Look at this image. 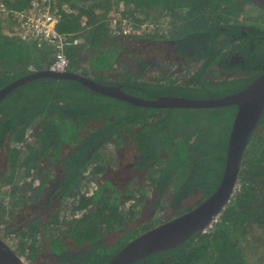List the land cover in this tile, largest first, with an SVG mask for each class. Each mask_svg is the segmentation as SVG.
Here are the masks:
<instances>
[{
    "label": "trees",
    "instance_id": "16d2710c",
    "mask_svg": "<svg viewBox=\"0 0 264 264\" xmlns=\"http://www.w3.org/2000/svg\"><path fill=\"white\" fill-rule=\"evenodd\" d=\"M4 1L9 9L23 10L34 0ZM57 1L59 30L83 39L79 45L66 47L71 60L69 70L119 85L135 96L219 98L246 88L264 72V52L256 45L264 30L252 25L257 33L243 32L244 22L239 20L247 14L243 4L251 6L246 0ZM65 4L70 11L63 8ZM120 4L133 5L131 11L117 16L120 20L134 18L135 25L146 22L136 17L138 14H145L146 19L156 16L159 31L142 36L150 40L163 39L162 28L185 27L184 33L175 37L180 57L186 61L182 70H158L148 77L149 70H156L159 64L142 61L139 54L128 55L132 62L120 56L127 36L115 34L109 26L110 13ZM256 7L250 9L260 10ZM188 15L198 23L184 20ZM2 23L0 20V27ZM90 50L93 55L87 58L86 51ZM53 56L50 46L39 48L0 31V90L33 72L48 69ZM133 62L137 70L129 66ZM237 110V105L158 109L99 93L74 79L44 76L26 81L0 101V147L5 149L7 160L5 169L0 168V192L10 202L7 205L0 201L1 237L6 233L14 250L30 263H34L42 245L38 237L44 236L64 264H107L136 235L127 233L109 246L105 232L121 229L132 221L138 215L137 207L153 189L154 209L161 213L170 208L173 215L169 219L191 210L215 191L223 177ZM125 142L134 144L135 167L147 169V182L139 187L136 202L128 208L103 192L101 185L91 195L84 191L105 171L107 146L120 147ZM68 148L71 150L65 153ZM36 180L38 185L33 184ZM51 182L53 190L64 195L67 209H56L45 220L34 219L29 227L15 231L13 225H21L22 210L29 204L39 205ZM239 183L240 190L211 232H197L183 243L134 264H264V114L245 151ZM166 191L170 199H163ZM195 193L200 196L198 202L185 203ZM78 212L82 215L75 217ZM70 216H74L75 223L70 222ZM158 219L142 231L165 222ZM259 229L263 230L257 234ZM68 234L79 244L85 240L87 247L67 253L62 237Z\"/></svg>",
    "mask_w": 264,
    "mask_h": 264
},
{
    "label": "water",
    "instance_id": "95a60500",
    "mask_svg": "<svg viewBox=\"0 0 264 264\" xmlns=\"http://www.w3.org/2000/svg\"><path fill=\"white\" fill-rule=\"evenodd\" d=\"M264 10V0H246ZM50 76L80 81L89 88L128 101L134 105L154 108H214L237 105L238 110L228 142L226 164L222 180L213 193L196 207L160 223L128 241L107 264H134L150 254L175 247L211 222L231 202L239 182L242 160L249 141L264 114V73L246 88L219 98H187L163 95L156 99L141 98L130 94L119 85L105 84L74 71L53 72L49 69L33 72L0 90V101L19 85L31 79ZM0 264H27L11 244L0 236Z\"/></svg>",
    "mask_w": 264,
    "mask_h": 264
},
{
    "label": "rangeland",
    "instance_id": "374dc122",
    "mask_svg": "<svg viewBox=\"0 0 264 264\" xmlns=\"http://www.w3.org/2000/svg\"><path fill=\"white\" fill-rule=\"evenodd\" d=\"M198 1V0H197ZM224 1L227 3L228 0H220V2ZM232 1V0H231ZM233 2H237L236 0H233ZM247 3V2H246ZM106 4H104L103 7H107ZM244 7L246 6L247 14H244V16H241L239 20H242L244 23V28H253L252 25L257 26L264 30V10H251L250 6L247 4H243ZM229 7V6H228ZM257 8V7H256ZM133 5L131 4H126L124 6L123 4H120L118 8L115 10V12H111L109 16V26L111 28L112 22L119 16L120 13L123 15V12H126L127 10H132ZM156 9V8H155ZM259 9V8H257ZM158 10V9H157ZM70 11V9H69ZM154 10L152 14L154 15ZM120 12V13H119ZM158 12V11H157ZM156 12V13H157ZM155 13V14H156ZM226 13V11H225ZM191 14V13H189ZM227 14V13H226ZM140 16L141 19H145L146 22L144 24L135 25L136 20L134 18H124L128 23H131L132 25H135V28H139L141 30V35H123L127 36L125 39H123V42H125L126 46L123 48V50L120 53V56L123 55V58H127L130 53L133 54H139L142 56V61L149 60L150 62L153 63V65H158V68L156 70H149V74L147 73L148 77H151L153 75H156L158 73V70H164L168 69L171 72H176L178 70H182L183 64L186 62H181L177 61L175 58L174 53H171L172 47L164 44L162 41L163 40H175V37L177 35L183 34L184 33V26L181 24L179 28L177 26H171L168 29L162 28L163 34V39L159 40H150L147 37H142L144 35H150L153 33H157L159 29L161 28L160 24L157 23L156 16H150L149 18L146 19L145 14H138L136 17ZM184 20H188L187 22L191 21L192 18L191 16H187L184 18ZM124 21V20H123ZM212 20H203L202 22H211ZM183 22V21H182ZM192 22L198 23L196 19H193ZM192 22H190V25H194ZM5 25L7 22L3 21ZM212 23V22H211ZM149 25H153V27H149ZM211 24H209L210 26ZM142 26V29H141ZM160 27V28H159ZM187 28H190L189 25H187ZM164 29V30H163ZM187 31V30H186ZM121 35V34H120ZM142 37V38H141ZM174 38V39H172ZM152 39V38H151ZM93 50L86 51V57H91L93 55ZM130 62L133 61L132 58L128 57ZM129 66L133 70H137V64L135 62L129 63ZM151 69V68H150ZM153 69V68H152ZM109 73H112L111 70L108 71ZM224 75V74H223ZM5 149L0 147V168L5 169L6 167V152H4ZM71 149L68 148V150H65V153H68ZM106 152L108 154V159L106 162V167L105 171L100 174L96 181L90 182L86 187L84 188V191H87L88 195H91L94 193L95 190L98 189V186L101 185L102 191L106 192L108 195H113L114 200H119L121 205H126V208L130 207L134 202H136V193H138L139 187L147 182V176H146V170H138L136 167L131 165V163L134 162V157L136 155V150L134 147L133 142H125L122 146L120 147H114L113 145H109L106 148ZM46 162H49V159H46ZM45 162V163H46ZM53 169L57 172H59V169L57 168L56 165L53 166ZM89 174V172H86V175ZM57 180V175L53 178V181ZM52 181V182H53ZM50 183L45 187L43 197H45L49 192L54 191L53 190V183ZM38 180L33 182L34 185H38ZM23 185V184H22ZM24 186V185H23ZM119 195H115V194ZM53 194H50V196ZM155 195H156V190L153 189L151 193H149L148 197L144 200L142 204H140L137 209L139 210L138 215L132 220L128 221V224L126 226L125 230L122 231H116V229H111L105 232V241L109 246H111L114 242H116L117 238L121 236L123 233L129 230L132 227H137L138 225L142 224L143 222L147 221L150 219V221H155L156 218H159L158 220L160 221H166L168 220L172 215L173 212L171 211L170 208H166L164 211L161 213L158 212V209H154V201H155ZM119 197V199L117 198ZM171 194L169 191H166L163 199L169 198L170 199ZM200 196L195 193L192 197H190L185 203L187 204H194L196 203L197 199ZM51 198V197H50ZM9 198L3 196L2 192H0V201L2 203H5L9 205L8 203ZM68 202L63 201L60 203L57 209H60L61 207L64 209H67L68 207ZM44 215V217L50 216V213L46 210V206L43 203H40V205H32L29 204L27 205V208L22 210L21 215L19 216V220L21 222V225L14 224L13 229L16 231L20 228H27L30 226L32 221L35 219H40L43 221V219L40 218L38 215ZM82 215V212H78L75 214V217H80ZM70 222L75 223L74 216H70ZM149 221V222H150ZM158 225V223L156 224ZM141 230V229H140ZM263 229L257 230V234L261 233ZM6 233H3V239H6ZM1 236V235H0ZM129 236L132 237V234ZM11 237V236H10ZM72 234H68L62 237V240H64L65 244V250L67 253H73V252H78L86 248V246L83 245L82 242H77ZM38 238L41 239L40 242L43 243L45 237L39 236ZM46 240V239H45ZM132 240V239H131ZM6 241H10V238ZM11 244V241L9 242ZM40 244V243H39ZM44 247V251L46 253H43L40 255V253L37 255L36 259L34 260V263L32 264H41V261L44 260V264H61L56 262L55 256H53L52 252L49 250L48 244L45 242L42 245ZM14 248V246H13ZM43 248H41L42 251Z\"/></svg>",
    "mask_w": 264,
    "mask_h": 264
},
{
    "label": "built area",
    "instance_id": "2783aa9c",
    "mask_svg": "<svg viewBox=\"0 0 264 264\" xmlns=\"http://www.w3.org/2000/svg\"><path fill=\"white\" fill-rule=\"evenodd\" d=\"M58 3L57 0H34L29 8L12 10L8 8L4 0H0V20L7 22L6 25L2 23L3 26L9 25L8 23L10 22L9 28L11 32L22 41L35 43L39 48L52 47L54 56L48 69L53 72H66L71 65V60L66 53V47L79 45L83 42V39L74 33L61 32L59 30L61 16ZM63 8L66 11L70 9L67 4L63 5ZM123 20L116 18L112 22V32L127 36L141 35L139 28H135V25L128 23L126 19ZM149 27H153V25H149ZM240 187L238 182L234 189V195L240 190ZM222 212L213 217L211 222L202 230L203 233L212 231L214 226L220 221ZM21 257L27 264H32L25 256Z\"/></svg>",
    "mask_w": 264,
    "mask_h": 264
},
{
    "label": "flooded vegetation",
    "instance_id": "af4514ba",
    "mask_svg": "<svg viewBox=\"0 0 264 264\" xmlns=\"http://www.w3.org/2000/svg\"><path fill=\"white\" fill-rule=\"evenodd\" d=\"M242 3H244L245 1L244 0H240ZM248 2V1H247ZM249 3V2H248ZM250 4V3H249ZM248 5V4H247ZM251 5V4H250ZM252 6H254V5H251L250 7H252ZM245 30H247V31H249V30H251V31H256L255 33H257L258 31H257V29H255V28H251V27H249V28H243L242 29V31L243 32H245ZM260 32V31H259ZM164 44H166V45H168V46H173L172 47V51H171V53H174V55H175V58H176V60L178 61H183V62H186L185 60H184V58H181L180 57V53H182L180 50H179V46H178V44H177V42H176V40H163L162 41ZM256 45H259V46H257V47H259V50L260 51H262V52H264V35H263V37H261L258 41H257V44ZM179 50V51H178ZM234 58L235 59H237L238 60V57L237 56H234ZM264 73V72H263ZM137 157H136V155H135V157H134V160L136 159ZM131 165H133L134 167H135V165H134V162L133 163H131ZM50 194H53V195H51L50 196ZM51 197V198H50ZM63 198H64V195L60 192V191H58V190H54V191H52V192H49V194H47L45 197H43V195H42V198L39 200V205H40V203H43L45 206H46V210L50 213V215H51V213H53L57 208H58V206L60 205V203L62 202V200H63ZM200 199V197L197 199V201L196 202H198V200ZM197 206V205H196ZM195 206V207H196ZM41 213H39L38 215L40 216V218L41 219H46V216L44 217V215L42 216V215H40ZM150 219L149 220H147V221H145V222H143L142 224H140V225H138L137 227H132V228H130L129 230H127L126 232H122L123 234L121 235V236H119L118 238H117V240H116V242H114L112 245H115L116 243H118L119 241H120V238L122 237V236H124L125 234H127V233H130V232H134L135 233V235L136 236H138L139 234H141V233H143V232H145V231H142V229L146 226V225H148V224H150L151 222H155V221H150ZM128 224V223H127ZM127 224L124 226V227H122L121 229H116V231H122V230H125L126 229V226H127ZM141 229V230H140ZM147 231V230H146ZM74 238V237H73ZM75 239V238H74ZM104 239H105V237H104ZM130 241V240H129ZM82 243H83V245L84 246H86L87 247V242L85 241V240H82ZM66 251V250H65ZM64 251V252H65ZM51 252H52V254H53V256H55V258H56V262L58 263H61V264H64L63 262H61V261H59L58 260V254H56V253H54L52 250H51ZM73 253H77V252H73ZM41 264H43V262H41ZM47 264H49V263H47Z\"/></svg>",
    "mask_w": 264,
    "mask_h": 264
},
{
    "label": "crops",
    "instance_id": "0c3cea01",
    "mask_svg": "<svg viewBox=\"0 0 264 264\" xmlns=\"http://www.w3.org/2000/svg\"><path fill=\"white\" fill-rule=\"evenodd\" d=\"M117 18H119V17H117ZM1 26H3V25H1ZM5 26V25H4ZM0 27V31H1V33L3 34V35H5V36H9V37H11V36H14L13 35V33L11 32V30H10V28H9V25H7V26H5V27ZM46 47H48V46H46ZM51 60H52V58H51ZM45 220V219H44ZM13 236V238H14V235H12ZM105 237V236H104ZM11 241V240H10ZM9 241V242H10ZM46 243V244H48V246H49V250L51 251L52 250V248H51V246H50V243H49V241L47 242V241H43V243ZM43 243H42V245H43ZM41 244H40V249L38 250V252H37V255L40 253V255H42L43 253H46L45 251H44V247L42 246ZM41 248H43L42 249V251H41ZM53 251V250H52ZM56 254H58V253H56ZM37 255H36V257H37ZM41 262H43V264H44V260L43 261H41Z\"/></svg>",
    "mask_w": 264,
    "mask_h": 264
}]
</instances>
